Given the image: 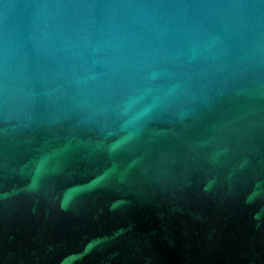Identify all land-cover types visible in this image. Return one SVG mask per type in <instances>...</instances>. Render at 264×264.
I'll return each mask as SVG.
<instances>
[{
	"label": "water",
	"instance_id": "obj_1",
	"mask_svg": "<svg viewBox=\"0 0 264 264\" xmlns=\"http://www.w3.org/2000/svg\"><path fill=\"white\" fill-rule=\"evenodd\" d=\"M0 264H264V0H0Z\"/></svg>",
	"mask_w": 264,
	"mask_h": 264
}]
</instances>
